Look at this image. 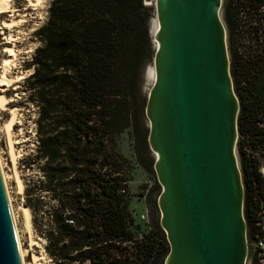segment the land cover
<instances>
[{
  "label": "trees",
  "instance_id": "1",
  "mask_svg": "<svg viewBox=\"0 0 264 264\" xmlns=\"http://www.w3.org/2000/svg\"><path fill=\"white\" fill-rule=\"evenodd\" d=\"M232 7L227 0L230 69L240 102L244 217L252 246L256 234L264 240V176L247 149L264 156V20L258 16L251 27L247 55L236 54ZM149 16L142 0H52L46 22L34 32L39 46L25 63L29 74L21 98L36 108V144L24 162L36 167L38 177L25 183L23 204L56 264H158L168 252L154 216L148 233L141 238L133 233L125 192L118 191L126 185L120 172L126 160L107 147L131 127L137 161L153 175L139 93L141 69L152 56ZM149 190H159L157 183Z\"/></svg>",
  "mask_w": 264,
  "mask_h": 264
},
{
  "label": "water",
  "instance_id": "2",
  "mask_svg": "<svg viewBox=\"0 0 264 264\" xmlns=\"http://www.w3.org/2000/svg\"><path fill=\"white\" fill-rule=\"evenodd\" d=\"M142 3L154 8L148 24L153 81L144 115L160 189L158 225L168 245L163 264H246L240 102L222 0ZM0 264H21L1 171Z\"/></svg>",
  "mask_w": 264,
  "mask_h": 264
},
{
  "label": "rangeland",
  "instance_id": "3",
  "mask_svg": "<svg viewBox=\"0 0 264 264\" xmlns=\"http://www.w3.org/2000/svg\"><path fill=\"white\" fill-rule=\"evenodd\" d=\"M52 0H12L11 9L5 13L0 14V74L3 72V60L8 58L11 60L6 72L13 79L9 84H0V96L6 98L5 102L0 103V160L2 171L6 178V184L12 210L15 216L16 228L18 231L20 246L24 251L25 264H32V255L38 257V262L41 264H56L52 258L45 251L46 241L42 235L34 228L32 223L31 238L33 242L30 243V236L26 230L24 217L19 207L24 202V191L19 193L17 183L15 180L14 169L17 171L18 176L21 178L25 188V183L29 179H36L38 173L36 167L27 168L25 166L26 157L31 154L35 148V135H34V118L36 115V108L22 97L21 85L29 71L25 69V63L30 61L31 55L35 48L39 46V41L35 37L34 32L44 25L48 16V8ZM256 4L257 8L251 9L248 0H233L232 14L235 22V31L233 34L234 50L236 54L247 55L250 40L253 38L250 35L251 27L254 25L258 16L264 20V2L258 6L257 0H252L251 4ZM227 0H222L220 15L226 28L227 47L229 59L231 63L230 44L228 40L229 30L225 21V5ZM245 7V8H240ZM150 18L154 12L153 6H148ZM15 20L16 24L13 27H5L3 21ZM264 27V26H263ZM264 34V33H263ZM9 49H13L15 54L9 55ZM152 51V50H151ZM153 56V51H152ZM152 56L148 58L140 72V98L145 103L147 89H145L146 76L143 74L144 68L152 64ZM13 113L15 120L11 128L10 135L6 129V123L9 121ZM141 131L147 137V119L142 111L140 117ZM239 134V133H238ZM241 137L238 135V140ZM14 148L15 161L11 159L10 145ZM237 154L238 162L240 164V154L238 151L237 141ZM108 149L117 152L126 161L123 163L120 172L126 180L125 198L128 203V210L130 212V225L136 237L141 238L142 235L151 230L152 217L159 220V211L156 206V198L159 190L150 191L149 189L156 181L155 175L147 173L137 161L136 153V139L132 132V128L128 127L121 133L115 135L107 142ZM248 151L256 156L259 160V168L264 170V156L259 149H250L247 145ZM146 155L153 161V155L150 152L146 141ZM15 165V168H14ZM158 185V184H157ZM159 187V185H158ZM154 200L152 206L148 199ZM24 205V204H23ZM147 213V218H142V214ZM251 243H254L255 237H252ZM248 241V256L246 264H258L256 256H254V246H250ZM158 264H163L160 260Z\"/></svg>",
  "mask_w": 264,
  "mask_h": 264
},
{
  "label": "bare ground",
  "instance_id": "4",
  "mask_svg": "<svg viewBox=\"0 0 264 264\" xmlns=\"http://www.w3.org/2000/svg\"><path fill=\"white\" fill-rule=\"evenodd\" d=\"M11 1L12 0H0V14L1 13H5L7 11H9L11 9ZM15 20H11L9 22L7 21H3V25L5 27H13L16 23ZM154 29V24L152 23V31ZM9 55L13 56L15 54L14 50L13 49H9ZM11 63V60L6 58L3 60V72L0 74V84H9L13 77L12 76H9L6 72V69L8 68V66H10L9 64ZM146 84H145V89L151 85L152 81H153V74H152V69H151V66L148 65L147 66V71H146ZM149 88V87H148ZM6 98L2 95L0 96V103H3L5 102ZM14 120H15V115L13 113V116L12 118L7 121L6 123V129L10 135V132H11V128H12V125L14 123ZM10 155H11V159L13 161V164H14V161H15V153H14V148L12 147V144L10 143ZM14 168H15V165H14ZM0 171H1V175H2V179H3V183H4V186H5V190H6V194H7V199H8V204H9V209H10V214H11V218H12V222H13V226H14V232H15V235H16V241H17V245H18V251H19V256H20V261H21V264H25L24 262V251L22 250L21 246H20V239H19V235H18V231H17V228H16V223H15V216H14V212L12 210V205H11V201H10V196H9V193H8V188H7V184H6V178H5V175L2 171V165H1V160H0ZM14 175H15V180H16V183H17V189H18V192L19 193H23L24 191V185L22 183V180L21 178L18 176L17 174V171H15L14 169ZM19 210L22 212L23 214V217H24V223H25V227H26V230L27 232L29 233V236H30V243L33 242V239L31 238V234H32V223H31V214H30V210L29 208H27L25 205L21 204L20 207H19ZM32 264H41L40 262H38V257L34 254L32 255Z\"/></svg>",
  "mask_w": 264,
  "mask_h": 264
},
{
  "label": "built area",
  "instance_id": "5",
  "mask_svg": "<svg viewBox=\"0 0 264 264\" xmlns=\"http://www.w3.org/2000/svg\"><path fill=\"white\" fill-rule=\"evenodd\" d=\"M261 172H262V175L264 176L263 168H261ZM118 191L120 193H124L125 189L121 188ZM141 216L142 218H147V213L142 214ZM252 246H254L253 252H254V255L256 256V259L258 260L260 264H264V240L261 235L256 234V239L254 240V243L252 244Z\"/></svg>",
  "mask_w": 264,
  "mask_h": 264
},
{
  "label": "flooded vegetation",
  "instance_id": "6",
  "mask_svg": "<svg viewBox=\"0 0 264 264\" xmlns=\"http://www.w3.org/2000/svg\"><path fill=\"white\" fill-rule=\"evenodd\" d=\"M240 168H241V166H240ZM243 173V172H242ZM248 175V174H247ZM258 264H260V263H258Z\"/></svg>",
  "mask_w": 264,
  "mask_h": 264
}]
</instances>
